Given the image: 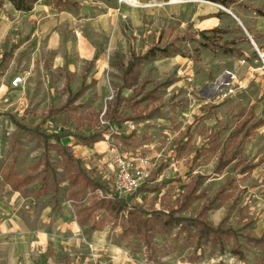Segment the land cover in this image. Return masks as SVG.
<instances>
[{
  "label": "rangeland",
  "instance_id": "374dc122",
  "mask_svg": "<svg viewBox=\"0 0 264 264\" xmlns=\"http://www.w3.org/2000/svg\"><path fill=\"white\" fill-rule=\"evenodd\" d=\"M62 1V11L55 0L0 9V264H264V245L252 242L264 231V0ZM171 43L179 54L144 63L121 89L131 47ZM14 122L61 141L45 144ZM94 134L96 144L78 141ZM117 155L151 166L127 200L112 189ZM214 199L210 225L226 218L239 234L226 254L211 238L196 250L197 229L176 227L154 236L151 260L137 235L123 234L126 216L96 204L195 218Z\"/></svg>",
  "mask_w": 264,
  "mask_h": 264
},
{
  "label": "trees",
  "instance_id": "16d2710c",
  "mask_svg": "<svg viewBox=\"0 0 264 264\" xmlns=\"http://www.w3.org/2000/svg\"><path fill=\"white\" fill-rule=\"evenodd\" d=\"M214 2H219V0H212ZM37 0H0V9L3 7L5 3H9L16 11L29 13L33 10L34 5L36 4ZM220 3L225 4L224 1H220ZM65 6V1L62 0H55L54 8L56 10H61ZM259 17L264 18V13L258 12ZM220 49L223 50L225 54H229L230 50L223 46H219ZM179 54L178 48L174 46V44H168L163 47L153 46L149 48L143 54H136L133 47L130 49V61L127 63L126 67L122 70V86L123 88H129L131 84V77L133 73L140 68L146 62H152L156 58H170L174 54ZM11 53H6L1 60V63H5L7 59L10 57ZM85 83H82L81 88L77 91L71 98L70 101H74L80 97L85 89ZM117 107V104H116ZM14 121V120H13ZM15 126L18 127L20 130L28 132L30 134H36L40 136L45 144H47L50 140L60 142L61 138L55 134H45L40 133L37 129H30L26 128L25 126L14 122ZM260 122L253 124L249 130H246L244 136H247L251 129H256ZM243 128L238 129L233 135L228 138V141L233 142L237 139V133H241ZM78 141L84 146H90L93 144L98 143L101 141L99 135H90V136H78ZM238 143L235 146L234 153L231 157L227 158L226 160H220L217 171L223 169L230 161L233 160L235 153L238 151ZM68 155V154H67ZM68 159H74L72 156H68ZM251 168L243 167L242 172L249 171ZM88 184L92 186L94 189L99 188L100 186L94 181L86 178ZM14 189L16 190L17 187L15 186ZM140 189L139 191H141ZM104 191V190H103ZM138 191V192H139ZM196 191V186L190 188L189 196L193 195ZM224 190H221L216 196L220 197ZM217 199V198H216ZM210 201L206 206L202 208L199 214L195 218H184V217H176V212L173 210H169L167 212H162L161 214H155L154 216H150L147 218H143L141 216V209L137 208V206H129L125 201L122 200H113V201H103L99 200L96 204L100 208L106 209L108 213L117 218L119 215H125V223L123 225V234L124 235H137L143 242L146 251L150 253L149 259L151 260V254L154 252V244L152 239L155 235H159L165 233L170 228H196L197 229V241H196V250H200L201 246L203 245V241L206 238H211L213 243L217 246L221 255L227 253L226 248V239L227 238H238V233L234 231L232 228L225 226V219L224 218L217 227H213L207 220V213L212 209L215 200ZM188 199H186L183 203V207L187 204ZM80 225H85V220L79 222ZM252 242L256 243L259 246L264 245V231L259 238H255ZM197 252V251H196ZM234 256L237 257L240 261H244L243 254L237 250L235 247L232 251ZM201 256V254H199ZM201 258H193L192 261H197Z\"/></svg>",
  "mask_w": 264,
  "mask_h": 264
},
{
  "label": "built area",
  "instance_id": "2783aa9c",
  "mask_svg": "<svg viewBox=\"0 0 264 264\" xmlns=\"http://www.w3.org/2000/svg\"><path fill=\"white\" fill-rule=\"evenodd\" d=\"M118 3H124L126 0H117ZM23 82L21 77H14L11 84L18 87ZM233 93V89L225 92L224 97ZM115 174L113 176L112 189L114 196L119 199H129L137 190H139L149 176L151 169L148 158L126 157L117 155L114 158Z\"/></svg>",
  "mask_w": 264,
  "mask_h": 264
},
{
  "label": "crops",
  "instance_id": "0c3cea01",
  "mask_svg": "<svg viewBox=\"0 0 264 264\" xmlns=\"http://www.w3.org/2000/svg\"><path fill=\"white\" fill-rule=\"evenodd\" d=\"M128 1L129 0H126V2H124V3H119V5H121V4H126V3H128ZM62 11V10H61ZM130 199V198H129Z\"/></svg>",
  "mask_w": 264,
  "mask_h": 264
}]
</instances>
